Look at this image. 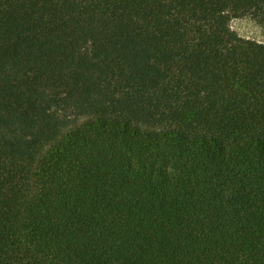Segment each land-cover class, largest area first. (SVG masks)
Returning <instances> with one entry per match:
<instances>
[{"label":"trees","instance_id":"obj_1","mask_svg":"<svg viewBox=\"0 0 264 264\" xmlns=\"http://www.w3.org/2000/svg\"><path fill=\"white\" fill-rule=\"evenodd\" d=\"M264 0H0V264H264Z\"/></svg>","mask_w":264,"mask_h":264},{"label":"rangeland","instance_id":"obj_2","mask_svg":"<svg viewBox=\"0 0 264 264\" xmlns=\"http://www.w3.org/2000/svg\"><path fill=\"white\" fill-rule=\"evenodd\" d=\"M230 26L239 36L264 43V30L251 17L233 18Z\"/></svg>","mask_w":264,"mask_h":264}]
</instances>
